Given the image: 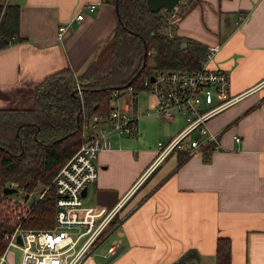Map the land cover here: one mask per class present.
<instances>
[{
	"label": "crops",
	"instance_id": "obj_1",
	"mask_svg": "<svg viewBox=\"0 0 264 264\" xmlns=\"http://www.w3.org/2000/svg\"><path fill=\"white\" fill-rule=\"evenodd\" d=\"M0 1L19 6V35L25 37L0 49V107H29L34 84L66 65L80 73L117 23L115 6L106 0ZM92 2L97 6L89 11L84 5ZM80 7L83 18L73 19ZM174 10H181L174 33L215 47L208 66L228 72L230 95L237 96L207 123L221 147L207 159L201 151L181 163L178 155L167 156L130 191L156 154L138 132L155 96L148 93L151 101L141 110L138 93L122 98L121 108L137 116L136 128L110 135L90 184L97 196L90 205L105 209L130 191L103 238L114 234L108 247L116 242L117 248L101 253L102 239L83 264H171L189 249L200 255L196 264H214L218 236L231 240V264H264V0H181ZM60 24L67 27L59 39Z\"/></svg>",
	"mask_w": 264,
	"mask_h": 264
},
{
	"label": "trees",
	"instance_id": "obj_2",
	"mask_svg": "<svg viewBox=\"0 0 264 264\" xmlns=\"http://www.w3.org/2000/svg\"><path fill=\"white\" fill-rule=\"evenodd\" d=\"M106 1L114 4L117 23L84 70L76 74L66 65L34 84L29 107H0V253L7 243L4 233L17 223L14 206L26 201H13L3 192L5 186L18 188L28 198L29 192L50 184L79 147L85 117L108 114L113 89L128 85L139 89L142 79L156 69L192 72L202 65L206 45L163 32V14L168 15L164 9L152 11L146 0ZM19 15L17 4L0 1V49L25 38L19 35ZM208 147L202 152L206 159ZM177 155L179 163L189 156L185 151ZM30 207L21 226L51 228L54 187L50 185L41 198L33 199ZM116 221L114 216L110 224ZM231 246L229 237H217L214 264H231ZM199 256L196 249H189L171 264H196Z\"/></svg>",
	"mask_w": 264,
	"mask_h": 264
},
{
	"label": "built area",
	"instance_id": "obj_3",
	"mask_svg": "<svg viewBox=\"0 0 264 264\" xmlns=\"http://www.w3.org/2000/svg\"><path fill=\"white\" fill-rule=\"evenodd\" d=\"M89 11L96 3L84 5ZM83 9L78 8L73 19L80 20ZM244 15H237L242 21ZM67 24L58 26L60 39ZM215 47H207L202 65L195 71L183 69H156L142 79L141 88L128 85L115 88L110 95L108 114L94 113L86 116L82 125V141L76 151L62 164L50 184L38 194L29 192L28 198L39 199L52 185L55 192V223L48 229L23 228L21 223L31 207L25 201L14 206L17 223L4 233L7 239L0 253V264L7 263V252L18 248L22 253V264H83L94 245L108 234L111 221L120 208L124 198L143 178L173 151H185L188 155L195 151L203 152L206 146L209 153L221 147L216 132L208 127L209 119L233 103L237 96L230 95V79L226 70L210 67ZM143 91L155 96V104L147 109L145 115H157L173 121L181 117L183 124L166 142L158 141L152 161L147 165L139 179L124 197L111 209L85 204L88 187L98 175V151L110 146V135H130L136 128L137 116L120 106L122 98L133 99ZM236 141L241 137L233 136ZM87 189L82 195L83 188ZM20 236L21 242L17 237ZM117 243L107 248L108 254L116 252Z\"/></svg>",
	"mask_w": 264,
	"mask_h": 264
},
{
	"label": "rangeland",
	"instance_id": "obj_4",
	"mask_svg": "<svg viewBox=\"0 0 264 264\" xmlns=\"http://www.w3.org/2000/svg\"><path fill=\"white\" fill-rule=\"evenodd\" d=\"M175 11L176 10L169 12L168 15L163 14L164 24H165L161 28L163 32L168 33V34L174 33V30L172 29L174 28L175 22L177 18L179 17V14L181 13V10L179 12H176L177 14L174 13ZM148 63H151V59H149ZM32 96H33V92H32ZM150 101L151 99L148 93H145L143 91L138 92V103H137L138 109L145 108L146 104ZM27 106L28 105L26 103H22V107H27ZM151 115L147 117L142 116L141 118H139L140 119L139 120L140 126H139V131H138L140 132L139 140L145 147H148V148H154L155 146H157L158 141L166 143L170 137H165V135H168V134L174 135L177 131V128L183 124V120L181 119V117L174 119L172 122H168L164 119L159 118L157 115H154V114H151ZM112 135H117V134L115 133ZM176 153L177 151L175 150L168 156L173 159L172 156H174V154L177 155ZM42 188L43 187H39V189L35 193L38 194L42 190ZM8 195L13 201L26 199L27 204H31V201L33 200L31 198H27L26 194L22 191L12 192ZM84 203L85 204L97 203V196H95L93 192L91 191V185L89 187V192L84 199ZM114 238H115L114 234L108 235L105 239L101 241L100 245L96 249L100 251L101 253L106 252L108 244ZM6 259H7L8 264H22L21 263L22 253L19 249L12 247L6 256Z\"/></svg>",
	"mask_w": 264,
	"mask_h": 264
},
{
	"label": "water",
	"instance_id": "obj_5",
	"mask_svg": "<svg viewBox=\"0 0 264 264\" xmlns=\"http://www.w3.org/2000/svg\"><path fill=\"white\" fill-rule=\"evenodd\" d=\"M181 0H146L147 7L152 11H157L164 9L165 12L169 13L174 11V9L180 4ZM19 189L14 186H5L3 192L5 194H10L12 192H18ZM86 187L82 190V195L86 194ZM18 242H21L20 236L17 237Z\"/></svg>",
	"mask_w": 264,
	"mask_h": 264
}]
</instances>
